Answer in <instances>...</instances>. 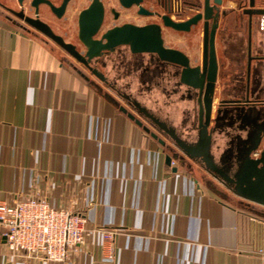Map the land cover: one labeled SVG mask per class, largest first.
<instances>
[{
	"label": "crops",
	"instance_id": "crops-1",
	"mask_svg": "<svg viewBox=\"0 0 264 264\" xmlns=\"http://www.w3.org/2000/svg\"><path fill=\"white\" fill-rule=\"evenodd\" d=\"M54 1L60 5L63 0ZM80 1L71 0L63 19L73 18ZM248 2L223 0L220 6L226 14L220 16L216 34V103L230 97L226 93L236 75L246 82L250 37L254 54L261 50L264 55L260 15L251 20L243 12ZM256 7L264 8V0H256ZM9 8L19 10L18 0H0V200L29 197L36 185L32 172H39L40 189L51 203L85 213L90 231L68 264H264V206L234 194L190 158L167 163V154L175 151L105 96L109 93L128 107L117 89L100 91L65 61L69 56L60 46ZM40 14L46 22L64 24L45 3ZM201 33L195 38L197 49ZM168 43L192 52L181 35ZM108 65L103 72L116 76L115 67ZM252 66L259 67L264 88V60H253ZM124 76L119 91L133 94L183 136L195 139L185 128L193 121L192 101L167 96L157 85L160 94L154 102L137 97L134 85L130 87L134 71ZM260 98L257 109L264 106V91ZM214 140L218 158L230 137L215 135ZM92 200L96 205L90 206ZM104 228L118 229L112 256ZM0 264L59 263L27 254L13 258L0 235Z\"/></svg>",
	"mask_w": 264,
	"mask_h": 264
},
{
	"label": "water",
	"instance_id": "water-1",
	"mask_svg": "<svg viewBox=\"0 0 264 264\" xmlns=\"http://www.w3.org/2000/svg\"><path fill=\"white\" fill-rule=\"evenodd\" d=\"M70 1L63 0L60 5H55L50 0H18L20 9L9 8V11L35 30L46 35L74 59L83 62L94 75L101 79L104 78V73L91 65L92 60L101 56L105 50H114L116 46L121 44H130L133 52H151L166 63L180 66L179 84L194 91L189 100L193 102V119L197 121H191L190 126L186 124L185 127L187 133H192L193 130L197 131V136L193 140L183 136L174 124L161 120L133 94L118 93V96L127 102L128 107L122 105L118 99L109 93H106L105 96L139 126H142L154 138L158 139L163 146L175 151L172 154H167V163L170 164L173 158L179 156L190 158L195 162H202V166L234 194L249 202L264 206V106L260 109L250 107L251 104L248 100L252 75L250 65L247 66L246 70V83L249 84L246 85L245 89L234 85L226 93L231 98L225 96L217 103L215 102L218 77L215 36L220 16L226 14V11H221L220 8L223 0H202L196 7L197 12L182 21H174L169 15H164L165 24L177 30L189 31L192 25L203 23L204 56L202 64L197 65H192L190 58L183 51L164 44L161 27L158 25L133 28L130 26L118 27L109 31L104 36L106 38L104 41L95 40L92 37L95 31L87 36L81 34V40L87 49L85 53H82L77 50L73 43L56 34L38 16L29 15L25 11L26 6H28L30 9L34 8V13L37 15L38 6L41 3H47L52 6L58 16H62ZM95 4L96 0H93L91 6L83 11L81 17L91 16L96 9ZM98 11L96 22L99 25L103 17L101 7ZM243 12L252 20L253 16L263 14L264 8L256 7V0H249L248 6L244 8ZM126 33H129L128 37L124 36ZM119 34L122 35V38L114 37ZM240 91L242 93L244 91V95L241 96L243 98L238 99L237 96ZM138 116L145 120L152 119L155 124H159L160 128L165 130V133L147 120L157 130L156 132L153 131ZM244 127H246L245 136L232 134L231 130L243 129ZM159 132L165 139L159 135ZM215 135L230 137L229 147L218 158L212 150ZM256 152H258L257 156L254 155Z\"/></svg>",
	"mask_w": 264,
	"mask_h": 264
},
{
	"label": "flooded vegetation",
	"instance_id": "flooded-vegetation-1",
	"mask_svg": "<svg viewBox=\"0 0 264 264\" xmlns=\"http://www.w3.org/2000/svg\"><path fill=\"white\" fill-rule=\"evenodd\" d=\"M50 1L53 4H55L54 0H50ZM80 2L81 3L79 4V6L76 7L75 15L69 21H67L66 17H65L66 19H63L69 3L62 16H58L56 12H54V10L52 9V6L50 4L45 3L53 17L59 20H64V24H62L61 26H57L55 24V20L54 22L51 23L49 21L46 22L41 19L40 5L38 6L37 15L34 13L35 9L34 8L30 9V7L28 6H26L25 11L29 15L38 16V18L46 22L56 34L61 35L66 41L73 43L76 46L77 50L82 53H85L87 49L81 40V34L87 36L91 34L92 31H95L92 34V37L95 40L104 41L106 40L104 36L109 31L118 27L130 26V28L131 27L133 28V27H144L148 25H158L161 27V35L164 40V44L166 46L179 49L177 47L172 46L167 41H169V39L171 38H175L176 36L181 35L187 40L189 45L188 47L191 49L192 52L189 54L181 49L179 50L183 51L190 58L192 65L202 64L203 56H204L203 23L201 22L199 24L192 25L189 31H182V30H177L171 26H167L164 20V15H169L170 18L174 21H182L189 18L190 16L193 15L192 13L196 11V7L199 4L197 0H96V4H95L96 9L92 12L91 16L87 17L86 15L87 18L85 16L82 18L81 16L83 11L91 6L93 0H81ZM99 7H101L103 17L101 23L98 25L96 20H97V15L99 13L98 11ZM19 24L23 27L25 26L21 22ZM197 31L199 34L200 31L202 32L201 47L199 46V49H197L196 47L197 42L195 39L196 35L198 34ZM128 34L129 33H126V35L124 36L128 37L129 36ZM114 37L120 39L122 38V35L119 34L118 36L115 35ZM215 49H216V36H215ZM195 51L197 52V54L194 53ZM66 54L71 59L66 58L65 61H67L70 65L74 66L88 82L93 84L100 91H103L104 88H112L117 90L122 89L121 87L123 86L119 84V80H118V78H120L119 76L131 74L133 71H140L141 83L145 85L147 90L152 88V86L154 85L162 86L164 87L163 90H165L167 96H170L171 93L179 94L180 97L183 99H189L194 94L193 90L189 89L184 85L179 84L180 70H181L180 66L176 64L166 63L160 60L156 54L151 52H145V51L133 52L130 44L118 45L114 48V50H105L101 56L92 60L91 65L102 72H103V68L107 66L109 62H111L112 65L117 68L123 66L124 68L123 74H120L119 76L110 77L103 72L104 73L103 79L94 75L92 71L83 62L77 61L71 55H69L68 52H66ZM216 56H217V50H216ZM247 59H248L247 66L248 65L251 66V73H252L250 78V86H249L250 92L248 95L249 97L248 100L251 104L250 107L257 108V104H259L258 102L262 101V99L260 98V93L264 91V88L261 87L262 81H261L259 67L258 66L253 67L252 62L253 60H258V61L264 60V55H262L261 50H258V52L254 54L252 37H250V41L248 44ZM217 61H218V57H217ZM245 68L247 70V67ZM218 72H219V62H218ZM171 79H173L172 89L168 90L165 87L166 86L165 84L170 83ZM235 79L236 82L234 85L240 87L243 90L245 89L246 85L249 84V83L247 84L244 81V77L241 75L240 76L236 75ZM118 93L120 94L122 93V91ZM243 93L241 91L239 92L237 96L238 99L243 98L241 97L242 95H244ZM227 98H231V96ZM147 120H149V122L153 126L156 125L155 127L161 129V132L165 133V130L160 128L161 126L159 124H155V122H153V120L150 118H148ZM196 121L197 120H195L194 122ZM245 128L246 127H244L243 129L240 128L231 131L232 134H239L241 136H245L246 135ZM193 133H194L193 136L196 138L197 131L193 130ZM254 155L257 156L258 152H256ZM178 158L181 159V161H184L186 159L181 156H179ZM200 164L203 165L202 162Z\"/></svg>",
	"mask_w": 264,
	"mask_h": 264
},
{
	"label": "built area",
	"instance_id": "built-area-1",
	"mask_svg": "<svg viewBox=\"0 0 264 264\" xmlns=\"http://www.w3.org/2000/svg\"><path fill=\"white\" fill-rule=\"evenodd\" d=\"M258 27L264 32V13L259 16ZM32 177L36 185L29 197L14 202L0 200V235L7 253L13 258L27 254L68 264L89 234L88 218L72 207L51 203L40 189L41 174L32 172ZM94 205L96 202L90 201V206ZM117 230L102 229L110 256Z\"/></svg>",
	"mask_w": 264,
	"mask_h": 264
},
{
	"label": "rangeland",
	"instance_id": "rangeland-1",
	"mask_svg": "<svg viewBox=\"0 0 264 264\" xmlns=\"http://www.w3.org/2000/svg\"><path fill=\"white\" fill-rule=\"evenodd\" d=\"M197 33H198V31H197ZM197 35H199V33L197 34ZM168 42V41H167ZM63 53V52H62ZM70 58V57H69ZM71 59V58H70ZM108 67H109V65H108ZM115 70H116V72H118L117 74L118 75H116V76H119L120 74H123L124 73V68H123V66L122 67H119V68H117V67H115ZM107 73H109V75L111 74V75H113V72H112V70L110 71V72H108V70H107ZM140 72H135L134 71V78H133V81H132V83L130 84V87H133L132 86V84L134 85V87L132 88L134 91H135V94L137 95V97H141V98H143V99H146V100H148V101H155V99L157 98V95H158V93L160 94V89L158 90L159 92H157L156 91V89H157V86H153V88H150L149 90H147L146 88H145V86L144 85H142L141 87H140V84H141V80H140ZM120 78H118V80L120 81V82H125V76L124 75H122V76H119ZM172 80L173 79H171V82L170 83H168L169 85H172ZM138 83H137V82ZM157 92V93H156Z\"/></svg>",
	"mask_w": 264,
	"mask_h": 264
}]
</instances>
